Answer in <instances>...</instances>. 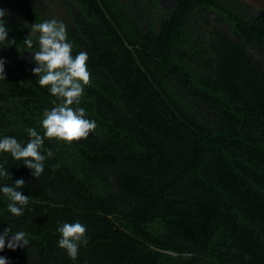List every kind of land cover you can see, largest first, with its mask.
I'll return each instance as SVG.
<instances>
[{"label":"trees","instance_id":"1","mask_svg":"<svg viewBox=\"0 0 264 264\" xmlns=\"http://www.w3.org/2000/svg\"><path fill=\"white\" fill-rule=\"evenodd\" d=\"M52 17L34 0H0L11 46L0 49V136L43 133L62 102L33 75L28 24L63 22L72 54H88L79 105L96 128L71 142L45 138L39 176L0 153V183L29 197L14 217L0 195V233L28 245L0 252L9 264H264V5L237 1L60 0ZM134 2L136 4H134ZM206 11L228 30H202ZM164 13V15H163ZM211 34V36L209 35ZM38 35V34H37ZM79 221L87 243L73 261L57 228ZM162 250L179 253L172 256Z\"/></svg>","mask_w":264,"mask_h":264},{"label":"clouds","instance_id":"2","mask_svg":"<svg viewBox=\"0 0 264 264\" xmlns=\"http://www.w3.org/2000/svg\"><path fill=\"white\" fill-rule=\"evenodd\" d=\"M25 26L29 28V33L24 39L26 48H33L32 37H35L38 43V50L32 52L37 65L32 68V73L38 77L41 87H47L48 92L57 99L62 98V102L50 110H44L40 119L42 134L33 127L25 129L28 136L26 143L19 142L14 136H0V153L10 154L14 160L33 170L35 176H39L43 172V161L46 156L51 157L53 154L50 150L46 152V156L42 154L45 138L66 142L86 138L90 131L96 128V123L86 117L83 107H73L80 104L83 88L89 83L90 76L86 63L88 54L84 51L72 54V44L67 38L65 25L56 18L31 24L27 21L21 22V28ZM9 30L7 11L0 9V49L14 43L9 37ZM5 78V60L0 58V80ZM4 177L10 176L5 166L0 164V178ZM14 184L15 187H11L7 183H0V195L7 201L6 209L11 216L21 217L24 214L23 205L29 203V197L16 190L23 187V178L15 179ZM57 231L60 233L58 247L64 249L75 261L79 247L87 243L86 227L79 221L65 222ZM28 243L27 234L23 230L12 231L5 227L0 233V252L5 248L15 251ZM0 264H9V259L0 255Z\"/></svg>","mask_w":264,"mask_h":264},{"label":"flooded vegetation","instance_id":"3","mask_svg":"<svg viewBox=\"0 0 264 264\" xmlns=\"http://www.w3.org/2000/svg\"><path fill=\"white\" fill-rule=\"evenodd\" d=\"M38 1L39 5L46 11L47 14L52 17H58L64 19L68 15V10L66 6L60 0H34ZM138 1V0H133ZM139 1H148V0H139ZM159 5L166 11H173L174 8L179 4L181 0H157ZM224 1H232V0H224ZM237 1L238 5L241 8L247 9L251 14H258L262 11L264 0H233ZM134 4H136L134 2ZM164 15V13H163ZM202 20L203 26L202 30L205 32H209L210 30H228L227 24L220 19H217L219 15L213 11H206L204 14L199 17H203ZM211 36V34L209 33Z\"/></svg>","mask_w":264,"mask_h":264},{"label":"water","instance_id":"4","mask_svg":"<svg viewBox=\"0 0 264 264\" xmlns=\"http://www.w3.org/2000/svg\"><path fill=\"white\" fill-rule=\"evenodd\" d=\"M227 29H229V26H227ZM162 251L165 252V253H168V254H170V255H172V256H177V255H179V253H176V252L171 251V250H162Z\"/></svg>","mask_w":264,"mask_h":264}]
</instances>
